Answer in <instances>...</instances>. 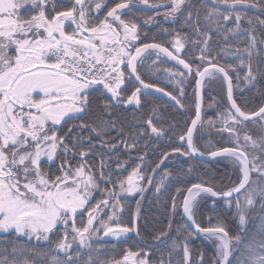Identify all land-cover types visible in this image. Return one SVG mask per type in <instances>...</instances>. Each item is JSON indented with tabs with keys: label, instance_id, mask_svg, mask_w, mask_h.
<instances>
[{
	"label": "snow or ice",
	"instance_id": "1",
	"mask_svg": "<svg viewBox=\"0 0 264 264\" xmlns=\"http://www.w3.org/2000/svg\"><path fill=\"white\" fill-rule=\"evenodd\" d=\"M211 5L204 0L199 4L194 0H124L100 19L92 13L106 7L103 0H0V234H4L0 264H264V38H258L256 30V25L264 30V19L245 11L264 13V0H211ZM140 6L144 12L167 9L156 11V16L172 22L173 28L159 31L175 33L167 41L174 52L158 42L137 46L141 40L138 24L131 17L122 18V10L134 17L133 8L140 10ZM156 16H147L144 24L157 23ZM214 41L221 45L219 51ZM241 41H246L244 47ZM189 44L195 54L181 58L182 50L189 53ZM151 51L182 66L183 70L164 69L173 91L142 78L145 54ZM154 65L155 61L150 67ZM189 78L195 80V118L179 134L187 147L181 150L178 145L172 153L203 157L206 153L197 147L195 133L198 125L207 124L218 134L226 133V143L231 145L216 147L207 155L226 161L231 172L219 180L212 177L175 187L174 194L169 193L168 225L149 238L139 227V208L149 185H154L159 196L173 186V179L179 183L186 174L178 172L173 178L165 170L157 179L170 153L163 152L151 166L146 163L148 149L153 138L159 140L169 133L155 125L152 115L129 122L116 112L131 105L139 110L143 96L153 90L173 101L179 115L186 110L184 84ZM221 79L227 106L217 110L216 119L204 121L203 89L206 83ZM129 85L133 86L130 95ZM251 90L261 97L255 110L247 108L249 101L241 104L236 98L238 92ZM216 106L213 98L209 107ZM156 113L153 108L152 114ZM69 121L79 123H71L62 132ZM250 123L259 132L255 138L248 130L241 136ZM177 127L169 124L171 135ZM121 151L128 159L120 158ZM133 152L138 163L128 171ZM92 157L99 159L98 166ZM124 171L127 176L122 175ZM187 171L191 173L192 168ZM94 192L100 193V199L92 203ZM136 194L140 196L137 211L125 224L121 197ZM209 199L213 208L222 203L233 210L235 235L219 215L210 216L208 226L197 221L202 202ZM180 208L182 213H178ZM85 212L86 222L78 220ZM177 214L182 221L186 218L176 228L182 239L168 242L172 217ZM256 215L261 239L245 243ZM197 236L213 246L211 260L203 252L193 255L188 241ZM22 237L42 242L46 249L20 247ZM105 238L123 244L131 240L136 250L127 246L119 259L102 258L116 248ZM158 244L167 248L158 250V258L153 259L151 249ZM181 245L182 258L177 259ZM237 250L241 255L233 259Z\"/></svg>",
	"mask_w": 264,
	"mask_h": 264
},
{
	"label": "trees",
	"instance_id": "2",
	"mask_svg": "<svg viewBox=\"0 0 264 264\" xmlns=\"http://www.w3.org/2000/svg\"><path fill=\"white\" fill-rule=\"evenodd\" d=\"M124 2V0H107L106 7L102 8V12L99 14V18L103 19L104 15L107 13L108 9L111 7H114L116 3ZM151 2V0H150ZM200 0H194V3L199 4ZM205 3L211 5V0H204ZM164 9L166 8H159L156 11L164 12ZM61 10H66V8H62ZM248 16L252 17H259L260 19H264V13H260L256 11L255 9H246ZM133 12H135V16H132V13L124 12L122 14V18L129 19L130 17L133 18L140 29V36L141 40L139 41V45L141 43H152V42H158L161 43L165 47H170V44L167 43L175 33H170L168 35H165L163 32H160V28H173L172 23L163 22L161 19L157 20V23L153 26H149L147 24H144V20L147 18V16H156L154 15V10H148L147 12L133 8ZM156 13V12H155ZM158 16H156L157 18ZM203 23V21H202ZM231 26V25H229ZM244 27H247V24H244ZM177 28L179 26L177 25ZM257 35L258 38H264V30H262L259 25H256ZM184 32H189V29H183ZM146 34V38H145ZM213 37L216 36V33H212ZM153 36L156 37L155 41H153ZM238 39V37L231 38L230 42L235 43V40ZM246 41H241L240 47L245 46ZM213 46L216 51L220 50V44L216 43L214 41ZM189 48L188 54H182V58H185L186 55H194L195 53L191 52V45L189 44L187 46ZM145 64L141 68V74L142 78L146 80V82L154 83L158 87L164 88L166 91H173L174 85L172 83H169V80L167 78V74L165 73L164 69H172V70H183L182 68L176 67L169 62H167L162 56L157 57V54L155 52H150L145 54ZM155 61V65L153 67H150L153 65V62ZM221 62H224L223 59H221ZM157 69H159L157 71ZM243 74V72L241 73ZM194 79L189 78L185 84V98L184 103L186 105V110H181V114L177 115L176 110L173 108V102L169 100L168 97H164L162 93H156L155 91H150V95L143 96V107H141L139 110H136V108L127 106V110H123L125 106H121V110H118L116 112V115L120 116L122 119H126L129 122H133V118L135 119H141L147 120L149 115L153 116V121L156 126L163 127L169 135H165L162 139L155 140L153 138L154 143L149 147L148 149V159L146 161L147 164L154 166L155 163L158 162V158L161 156V154L165 151L170 153L169 158L164 160V163L161 165L160 169L157 171L156 176L157 179H159L160 175L167 170L172 174V177L174 178L178 172H183L186 175H184L183 179L177 183L175 179L172 180V187L170 189L163 190L162 194L159 196L155 193V187L154 185H149V191L145 193L140 211H139V227L141 229L142 233L148 234L149 238L151 233L161 230L165 228L170 219V207H171V200L169 193L175 192V187H182L184 188L185 185L191 186V183H198L202 180L209 179L212 177H215L216 180H219L221 175H223L226 172H231V168L224 160H219L215 162L210 163H203L198 162L190 159L186 156H180L178 153H172V148L176 147L178 145H181V150L185 148L184 142L179 141V134L181 132L186 131L185 124L188 123L189 118L192 117L191 108H192V97L194 96ZM132 85H129L128 93L130 95L132 90ZM237 102L244 104L245 101H249L247 104V108L249 110H255L258 108V106L261 103V97L259 95H256L255 90L246 91L244 93H237L236 94ZM227 106V104H226ZM156 108L157 113L152 114V109ZM71 123H79V121H69L68 125H65L62 129L63 131H67L68 126ZM169 124H176L178 127L175 129V135H171L172 130L169 129ZM253 124H249L247 126V129H242V132L245 130L250 131V129L254 128L252 126ZM146 127V125H145ZM150 132V129H149ZM114 135V133H113ZM209 136H206V139ZM95 141V137L93 138ZM226 138L221 135L217 134L215 138L212 140L213 147H210L209 150L205 149V152H208L210 150H215L216 147L224 146L221 143L224 142ZM209 143V141H207ZM208 143L206 144V147L208 146ZM226 143V141H225ZM97 147L99 148V144H97ZM141 149H143V142H141L140 145ZM120 148L123 149V145H120ZM109 156L114 155L113 153H108ZM136 153L133 152L132 158L130 160V163L126 165V168L128 171L131 170V167L135 165V163H138L136 160ZM120 158L128 159V156L125 152H120ZM91 161H94V163L98 166L99 165V159L97 157H92ZM75 163V162H73ZM112 168L115 169L116 165L115 162H112ZM192 168V172L188 173V169ZM128 171L122 172L123 176H127ZM235 179V177L233 176ZM225 180L227 178L225 177ZM93 201L92 203H95L96 199H100V193L94 192L93 194ZM122 200H124V211L122 213L121 219L123 223L128 224L131 220V213L134 211V208L136 206V200L137 197L133 199H125L121 197ZM165 201H167V204H165ZM167 209V210H166ZM180 213V211L178 212ZM216 215H219L224 222L226 223L227 229L233 234H236V224L235 221L232 219V215L230 212L225 210L224 205L221 203L217 207L213 208L211 199L207 201V203H203L201 205L200 212L197 214V221L201 223L202 226H208V218L210 216L215 217ZM84 217V216H79ZM83 219L84 221L86 218H77ZM71 223V222H70ZM183 223L181 220V215L177 214L174 217H172V230L170 232L168 242L171 241L172 238H176L177 241H180L182 237L177 234L176 228L179 224ZM213 223H215V219H213ZM260 223V217L259 215H256L255 219L250 223L248 226V233L245 236V243L254 241L258 243L261 239V233L258 231V225ZM184 232V229H181V233ZM135 234H132L134 236ZM4 235H0V239H3ZM10 239V237H9ZM69 239H71V236H69ZM109 243H115L112 241H109ZM190 246L193 248L194 252L193 255H198L199 252H203L205 255L206 260H211L214 248L212 245L208 244L207 241H204L202 237L197 236L191 240L188 241ZM116 248L114 252H108L106 253L102 258H109V257H115L119 259L122 255V250L127 246H132V250H136V247L132 245V241L129 240L127 244H123L120 242L115 243ZM18 246L20 247H34L40 250L46 249L45 244L36 243L34 241H27L24 239L19 238L18 240ZM167 245L166 244H158L155 247L151 249V255L153 259H157L159 256V251H166ZM159 250V251H158ZM198 250V251H197ZM25 255H28L25 253ZM241 255V250H237L234 253L233 259L235 257H238ZM20 257H18L19 259ZM34 258V257H33ZM182 258V245H181V251L179 253V256L177 259Z\"/></svg>",
	"mask_w": 264,
	"mask_h": 264
},
{
	"label": "rangeland",
	"instance_id": "3",
	"mask_svg": "<svg viewBox=\"0 0 264 264\" xmlns=\"http://www.w3.org/2000/svg\"><path fill=\"white\" fill-rule=\"evenodd\" d=\"M103 2L106 4L107 3V0H103ZM141 9H143V6H140ZM161 8H164V7H161ZM167 9H164V11H166ZM127 10H122V14L124 12H126ZM153 11V10H152ZM102 12V9L99 13L97 12H93L92 15L93 16H99V14ZM156 12V11H155ZM154 12V15L156 14ZM162 13V12H160ZM106 15V14H105ZM158 19H161L163 22H168V23H172L171 21L169 20H165L163 15H159L157 18H156V21ZM156 23L154 24H147L149 26H153L155 25ZM137 46H140L139 45V41L137 42ZM134 50V49H133ZM169 50L170 51H173L174 52V49L171 47V44H170V47H169ZM182 54H183V50H182V53H181V58H182ZM203 95H204V101H203V113H202V120L204 121H207L209 119H216V114H217V110H223L225 107H226V96H225V85L223 84L222 82V79L221 80H217V81H211V82H208L206 83L204 89H203ZM213 98H215V102H216V107H209V104H212L213 103ZM173 102V101H172ZM174 103V102H173ZM129 107H133V108H136L135 105H131ZM191 113H192V117L189 118L188 120V125L190 124L191 120L193 119L194 117V114H195V96L192 97V108H191ZM217 128H219L221 125L219 122H217ZM252 129H250V132L251 134L255 137H257L259 135V132L256 128V126L253 124L251 127H253ZM217 132H215L214 130H212L207 124H204L203 126L201 125H198V130L196 131L195 133V142L197 144V147L200 148L202 151H206L205 149H208L210 147H213L212 145V140L213 138H215L217 136ZM243 135V132L241 130V136ZM206 136H209L208 138L209 139H206ZM223 136L225 138H227V134H223ZM209 141V143L207 142ZM226 139L224 140L223 143H221L222 145L224 146H231L230 144L228 143H225ZM208 143V146L206 147V144ZM241 143H243V140L241 139ZM249 151H252L251 149H249ZM207 154V152H205ZM205 154V155H206ZM227 163V162H226ZM235 177V176H234ZM238 182V181H237ZM146 183V181L144 182ZM94 194V193H93ZM137 197L138 199H140V196L139 194H136L135 196H123V198L125 199H133ZM144 199V198H143ZM143 199L141 200V205H142V202H143ZM182 202V198L180 200V203ZM141 205H140V208H141ZM225 210L230 212L231 215H232V209H229L227 206H225ZM140 208H139V211H140ZM134 211H137V207L135 206L134 208ZM133 211V212H134ZM180 211V209L178 210V212ZM84 217H78L77 218H86L87 220V214L86 212L82 215ZM85 220V222H86ZM71 222V221H70ZM250 225V224H249ZM0 235H4V234H0ZM132 235V234H131ZM21 239H24V240H27V241H30L28 240L26 237H22ZM107 241H111V238H105ZM31 241H34L36 242L35 240H31ZM112 242H117V241H112ZM36 243H40V244H44L42 242H36Z\"/></svg>",
	"mask_w": 264,
	"mask_h": 264
},
{
	"label": "water",
	"instance_id": "4",
	"mask_svg": "<svg viewBox=\"0 0 264 264\" xmlns=\"http://www.w3.org/2000/svg\"><path fill=\"white\" fill-rule=\"evenodd\" d=\"M151 52H155V51H151ZM156 53V52H155ZM160 56H162L167 62H169L170 64H172V65H174V66H176V67H179V68H182V66L181 65H178L175 61H172V60H170L168 57H166V56H164L163 54H160ZM133 80H134V77L132 78ZM194 89H195V82H194ZM152 91V90H151ZM225 96H226V85H225ZM226 103H227V97H226ZM202 108H203V105H202ZM202 113H203V111H202ZM195 118V114H194V117H193V119ZM190 124H191V122H190ZM189 124V125H190ZM184 144H185V148L187 147V145H186V142H184ZM192 160H194V161H198V162H203V163H210V162H215V161H218V160H214V159H212L211 157H209L207 154L206 155H204L203 157H201V156H195L194 158H191ZM182 203V202H181ZM180 213H182V208H180ZM184 221H186V218H184ZM184 221H182V222H184ZM188 225H189V227H191V224H190V222H188ZM193 231H194V229H193Z\"/></svg>",
	"mask_w": 264,
	"mask_h": 264
}]
</instances>
